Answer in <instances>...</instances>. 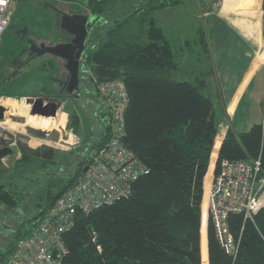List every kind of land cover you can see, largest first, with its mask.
I'll use <instances>...</instances> for the list:
<instances>
[{
    "label": "trees",
    "instance_id": "1",
    "mask_svg": "<svg viewBox=\"0 0 264 264\" xmlns=\"http://www.w3.org/2000/svg\"><path fill=\"white\" fill-rule=\"evenodd\" d=\"M125 1L86 0L92 29L81 63L83 72L91 73L88 92L83 84L90 104L102 107L96 111L103 121L102 130L77 155L67 180L46 181L39 212L12 223V239L0 250V264L106 140L109 112L97 84L113 79L123 81L128 95L123 142L147 166L148 173L133 182L128 196L75 214L63 235L66 253L61 264H264V203L252 219L229 215V229L238 244L234 256L225 251L210 220L205 229L207 186L216 154L215 170L223 159L257 157L259 153L264 168L261 123H253L242 132L228 125L221 143L215 139L220 122L215 119L212 99L203 91L204 81L172 78L171 72L178 67L176 52L154 15L183 0H133L129 7ZM11 2L5 31L12 26ZM47 12L53 18L58 14L49 6ZM22 26L30 36L28 42L45 41L46 37L31 36L28 25ZM197 33L208 51L202 25ZM45 78L52 80L50 75ZM25 80V75L18 74L3 81L1 92L21 97L13 89ZM42 89L48 92L47 86ZM69 118L71 133L76 134L78 117L72 114ZM35 150L22 149L15 166L33 163L38 156ZM1 176L0 170V204L16 208L17 197Z\"/></svg>",
    "mask_w": 264,
    "mask_h": 264
},
{
    "label": "rangeland",
    "instance_id": "2",
    "mask_svg": "<svg viewBox=\"0 0 264 264\" xmlns=\"http://www.w3.org/2000/svg\"><path fill=\"white\" fill-rule=\"evenodd\" d=\"M213 1L217 2L218 0ZM260 1L263 4L264 0ZM125 2L128 7L133 4V0ZM198 2H200L199 5L194 0H183L178 5L165 7V9L158 10L154 14L157 16H155L157 23L171 40L172 48L176 52L175 60L178 63V67L171 72L172 78L191 82L203 79V91L212 99L215 119L220 122L216 135L220 138L223 128L231 125L225 112L226 105L221 103L220 88L214 72L212 73V62L209 52L202 47L199 41L197 28L202 25L200 10L207 1L199 0ZM258 2L259 0H255L251 6L257 5ZM45 4L55 9L57 13L60 10L69 14L76 12L89 14L88 9L85 7L86 0H13L11 2L12 26L2 34L0 40V61L4 59V61H9L10 64L17 65L20 68L18 73L25 75L26 80L17 89H13L15 93L22 95L18 98L11 94L7 96L1 92L2 86L0 85V105L5 107L4 117L0 119V144L10 145L14 142L13 151L0 158L1 177L3 178L2 182L9 183L8 187L12 189L18 200L16 208H8L0 204V250H2L4 244L12 239V233H10L12 223L19 219L32 217L41 209L44 201H41L40 194L46 187V181L59 177L67 180L74 171L77 155L82 153L84 148L88 146V142L95 140L102 130L103 121L96 115V111H101L102 107L101 105H95V103L90 104L88 97L83 100H75L72 95L55 117L31 115L29 112V105L25 103L24 98L43 95L46 92H44L45 90L42 87L46 86L48 88L47 93L54 92V80L64 79L65 77L63 76L66 73L62 59L44 55L31 61L28 53V38L30 36L22 25L29 26L28 32H31V36L46 37V43L55 44V42H66L65 40L68 39L66 36L68 33L59 27V14H55L54 18L51 17L50 13L47 12L48 6ZM243 4L246 6L244 0ZM261 9L263 18L262 32L264 35L263 5ZM19 26L20 28L18 29ZM107 27H103L100 32H103ZM184 41L187 42L185 44L187 46L183 44ZM180 48L182 52H180ZM261 48L258 52L261 51ZM3 63L5 62H1L0 66ZM43 64H45V67ZM41 65L43 68L40 70ZM44 68L46 69L44 70ZM82 69L81 67V71ZM49 75L52 80L45 78ZM81 75L82 83L86 84V87L89 86L91 73L83 72ZM252 90L253 97L248 106L249 120L259 123L261 121L260 102L264 90V68H260L255 74ZM83 97L85 98V96ZM230 107L232 109V105ZM72 114H76L79 120L76 134L71 133L73 125H70L69 117ZM10 115L21 116L25 121H14L10 118ZM32 116V121L29 122ZM231 121L234 122L233 118ZM25 125L44 130L56 129L59 141L64 135L62 131L64 130L65 134H68V143L76 142L77 145L69 149L61 145L59 141L52 142L37 137L25 131ZM44 145L53 148L51 161L47 162L44 157L38 155L31 164L15 166L22 149H38ZM258 202V206L264 203V190L260 193ZM25 226L23 225V227Z\"/></svg>",
    "mask_w": 264,
    "mask_h": 264
},
{
    "label": "built area",
    "instance_id": "3",
    "mask_svg": "<svg viewBox=\"0 0 264 264\" xmlns=\"http://www.w3.org/2000/svg\"><path fill=\"white\" fill-rule=\"evenodd\" d=\"M10 2L0 0V40L10 22ZM262 5L264 7V2ZM259 54L264 68V44ZM97 89L109 112L106 140L90 154L87 169L40 215L29 234L16 241L3 264H61L66 253L63 235L73 224L75 214L88 213L128 196L133 182L148 173L147 166L123 142L124 113L128 104L123 81L100 82ZM260 123L264 129V90ZM223 129L220 143L227 126ZM215 166L216 159L207 192L205 225L211 221L217 239L225 251L234 256L238 244L229 229V215L242 214L244 219H252L258 208V197L264 190V168L260 153L257 157L223 159L216 170Z\"/></svg>",
    "mask_w": 264,
    "mask_h": 264
},
{
    "label": "crops",
    "instance_id": "4",
    "mask_svg": "<svg viewBox=\"0 0 264 264\" xmlns=\"http://www.w3.org/2000/svg\"><path fill=\"white\" fill-rule=\"evenodd\" d=\"M206 1L200 17L212 73L220 88L221 103L226 105L229 124L235 132H242L255 123L249 120L248 106L253 97L254 76L263 68L258 58L264 43L262 3L259 0L257 5L251 6L255 0H244V6L243 0Z\"/></svg>",
    "mask_w": 264,
    "mask_h": 264
},
{
    "label": "water",
    "instance_id": "5",
    "mask_svg": "<svg viewBox=\"0 0 264 264\" xmlns=\"http://www.w3.org/2000/svg\"><path fill=\"white\" fill-rule=\"evenodd\" d=\"M92 17L89 14L81 13H62L59 21V27L65 30L68 34L72 35L73 38L67 42H57L52 45H46L44 43L35 44L31 43L29 48L32 52L37 55H41L45 52L50 53L54 56L60 57L65 60V67L68 70L69 78L67 81V91L79 89V64L80 56L84 49L88 46V35L91 32ZM14 75L18 74V69H14ZM25 103L29 105V112L31 115H37L42 117H55L58 113L59 104L50 99L45 95L38 96H28L24 98ZM5 107L0 105V119L3 117V111ZM12 120H19L23 118L21 116L10 115ZM24 120V118H23ZM25 121V120H24ZM23 122V121H22ZM27 131H30L37 137L50 138L49 141L56 142L59 141L58 131L56 129L44 130L41 128H36L32 126H25ZM62 130V129H61ZM64 135H62L59 143L66 146H72L73 143H68V134L62 130ZM76 142H74L75 144ZM11 148L9 146H4L0 148V157L11 153ZM53 154V148L47 147L46 151L42 153V157L50 159ZM87 169L85 165L82 169L84 172Z\"/></svg>",
    "mask_w": 264,
    "mask_h": 264
},
{
    "label": "flooded vegetation",
    "instance_id": "6",
    "mask_svg": "<svg viewBox=\"0 0 264 264\" xmlns=\"http://www.w3.org/2000/svg\"><path fill=\"white\" fill-rule=\"evenodd\" d=\"M59 12L60 13H58L59 14V17L61 18V14L62 13H64L63 11H60L59 10ZM60 21V20H59ZM67 37H68V39H66L65 41L67 42V41H69V40H71V38H73V36L72 35H70V34H67L66 35ZM40 43H44V44H46V45H49V44H52V43H46L45 41H38V43L37 42H35V44H40ZM56 43V42H55ZM30 44H31V42H29V46H30ZM28 53H29V56L31 57V61L33 60V59H35L36 57L38 58V57H43L44 55H51V56H54V55H52V54H50V53H47V52H45V53H43V54H41V55H37L35 52H32L31 50H30V48L28 47ZM83 54V53H82ZM82 54H81V56H80V64H79V74H78V78H79V89L78 90H72L71 92H69V91H67V81H68V78H69V73H68V70L66 69V67H65V60L64 59H62V58H60V57H57V56H54V57H57V58H60V59H62L63 60V67H64V69H65V74H64V76L63 77H65L64 79L62 78L61 80H59V79H55L54 80V82H53V91L54 92H51V93H44L43 95H45V96H48L50 99H53V100H55L58 104H59V109H58V111L62 108V107H64V105H66L67 104V100L68 99H70V97L73 95V97H74V99L75 100H83V99H87V97H86V93H85V91H84V89H83V81H82V75H81V73H83V70L84 69H82V71H81V67H82V63H81V57H82ZM18 69V72H19V70H20V68L19 67H17V65H15V64H10L9 63V61H5V63H3V65H2V67H0V85L2 84V82L3 81H6V80H9L10 78H13V77H15L16 75H18V74H16V75H14V69ZM83 68V67H82ZM83 96H85V98L83 97ZM5 111V110H4ZM4 111H3V117H4ZM14 121H23V118H19V120H14ZM25 126H27V125H25ZM25 126H24V130L25 131H27L26 129H25ZM28 133H30V134H32L30 131H27ZM32 135H34V134H32ZM46 140H50V138H46ZM72 144V143H71ZM62 145V144H61ZM77 145V143H73V145L72 146H66V145H63V146H65V147H67V148H73L74 146H76ZM4 146H7V144H0V148L1 147H4ZM11 149L13 148V147H10ZM46 149H47V146L46 145H44V146H41V147H39L38 149H36L35 151H36V153H38V155H41L42 156V153L43 152H45L46 151ZM13 151V149L11 150V152ZM10 154V153H9ZM8 155V154H7ZM3 157V156H2ZM1 158V157H0Z\"/></svg>",
    "mask_w": 264,
    "mask_h": 264
},
{
    "label": "bare ground",
    "instance_id": "7",
    "mask_svg": "<svg viewBox=\"0 0 264 264\" xmlns=\"http://www.w3.org/2000/svg\"><path fill=\"white\" fill-rule=\"evenodd\" d=\"M261 57H262V56L259 54V55H258V58L261 59ZM32 118H33V116L30 118V121H29V122L32 121ZM208 188H209V185L207 186V192H208Z\"/></svg>",
    "mask_w": 264,
    "mask_h": 264
}]
</instances>
